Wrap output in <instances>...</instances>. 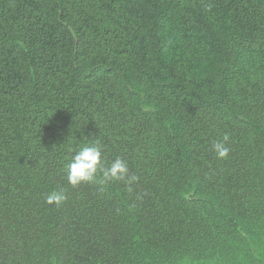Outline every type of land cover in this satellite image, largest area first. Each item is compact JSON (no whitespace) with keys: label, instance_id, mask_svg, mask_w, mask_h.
<instances>
[{"label":"trees","instance_id":"16d2710c","mask_svg":"<svg viewBox=\"0 0 264 264\" xmlns=\"http://www.w3.org/2000/svg\"><path fill=\"white\" fill-rule=\"evenodd\" d=\"M0 264H264V0H0Z\"/></svg>","mask_w":264,"mask_h":264},{"label":"clouds","instance_id":"9594fccd","mask_svg":"<svg viewBox=\"0 0 264 264\" xmlns=\"http://www.w3.org/2000/svg\"><path fill=\"white\" fill-rule=\"evenodd\" d=\"M229 140V135L225 134L222 140H217L212 145L218 159L226 160L229 157ZM66 148L71 155L63 171L67 184L72 188L83 184L107 186L123 182L131 190L130 186L138 180L137 175L130 172L127 160L119 156L111 162L104 159L105 146L101 138L77 147L67 142ZM67 199L68 194L63 187L43 197L45 204L55 207H61Z\"/></svg>","mask_w":264,"mask_h":264}]
</instances>
